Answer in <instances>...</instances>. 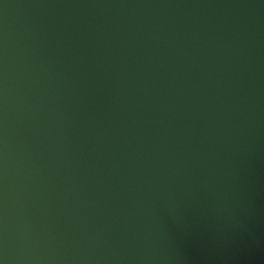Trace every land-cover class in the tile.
Listing matches in <instances>:
<instances>
[{
	"label": "water",
	"instance_id": "water-1",
	"mask_svg": "<svg viewBox=\"0 0 264 264\" xmlns=\"http://www.w3.org/2000/svg\"><path fill=\"white\" fill-rule=\"evenodd\" d=\"M0 264H264V0H0Z\"/></svg>",
	"mask_w": 264,
	"mask_h": 264
}]
</instances>
